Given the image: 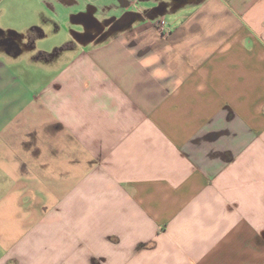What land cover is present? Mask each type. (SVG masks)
Listing matches in <instances>:
<instances>
[{"label": "crops", "instance_id": "1", "mask_svg": "<svg viewBox=\"0 0 264 264\" xmlns=\"http://www.w3.org/2000/svg\"><path fill=\"white\" fill-rule=\"evenodd\" d=\"M0 264H264V0H0Z\"/></svg>", "mask_w": 264, "mask_h": 264}]
</instances>
